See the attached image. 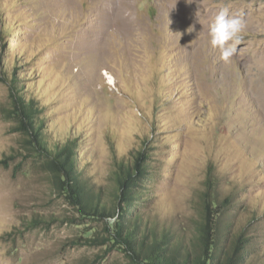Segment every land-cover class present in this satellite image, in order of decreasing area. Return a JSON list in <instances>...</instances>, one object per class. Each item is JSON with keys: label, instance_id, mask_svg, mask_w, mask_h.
I'll return each instance as SVG.
<instances>
[{"label": "rangeland", "instance_id": "obj_1", "mask_svg": "<svg viewBox=\"0 0 264 264\" xmlns=\"http://www.w3.org/2000/svg\"><path fill=\"white\" fill-rule=\"evenodd\" d=\"M224 8L246 21L230 62L210 36ZM13 77L49 146L75 139L90 190H112L116 162L144 148L137 209L188 239L207 193L228 199L221 221L264 260V0H0V264H125L111 223L5 118Z\"/></svg>", "mask_w": 264, "mask_h": 264}, {"label": "trees", "instance_id": "obj_2", "mask_svg": "<svg viewBox=\"0 0 264 264\" xmlns=\"http://www.w3.org/2000/svg\"><path fill=\"white\" fill-rule=\"evenodd\" d=\"M19 82L13 77V106L3 109L5 118L17 122L15 128L31 137L33 148L49 168L53 183L73 204L84 213L100 215L111 223L110 239L129 258L125 264H264V260L255 261L247 255L251 248L246 231L233 232L229 222L221 221L228 199L219 202L218 196L207 193L201 220L188 239L183 233H176L172 226H161L150 216L147 218L144 209H137L135 204L147 193L140 188H145L141 182L149 171L150 153L144 148L133 152L131 161L116 162L112 190L106 193L90 190L91 184L76 170L75 139L67 138L49 146L39 119L42 107L34 98L24 97Z\"/></svg>", "mask_w": 264, "mask_h": 264}, {"label": "clouds", "instance_id": "obj_3", "mask_svg": "<svg viewBox=\"0 0 264 264\" xmlns=\"http://www.w3.org/2000/svg\"><path fill=\"white\" fill-rule=\"evenodd\" d=\"M245 30L246 21L243 14L229 15L228 9L224 8L216 15L210 27L211 44L219 48L221 59L225 62H230L237 52Z\"/></svg>", "mask_w": 264, "mask_h": 264}]
</instances>
